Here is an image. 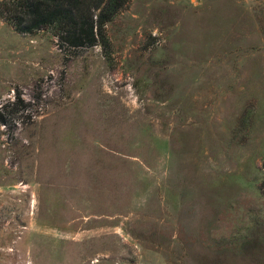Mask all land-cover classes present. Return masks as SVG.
<instances>
[{
	"label": "rangeland",
	"instance_id": "rangeland-1",
	"mask_svg": "<svg viewBox=\"0 0 264 264\" xmlns=\"http://www.w3.org/2000/svg\"><path fill=\"white\" fill-rule=\"evenodd\" d=\"M106 30L0 18V264H264V0H129Z\"/></svg>",
	"mask_w": 264,
	"mask_h": 264
},
{
	"label": "trees",
	"instance_id": "trees-1",
	"mask_svg": "<svg viewBox=\"0 0 264 264\" xmlns=\"http://www.w3.org/2000/svg\"><path fill=\"white\" fill-rule=\"evenodd\" d=\"M129 0H0V18L19 33L47 31L60 47L109 46L106 25ZM264 192V183L262 185Z\"/></svg>",
	"mask_w": 264,
	"mask_h": 264
}]
</instances>
